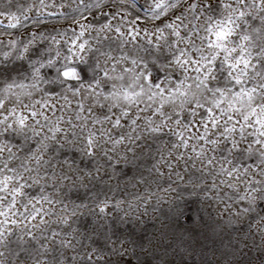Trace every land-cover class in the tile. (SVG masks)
<instances>
[{
    "label": "snow or ice",
    "instance_id": "obj_1",
    "mask_svg": "<svg viewBox=\"0 0 264 264\" xmlns=\"http://www.w3.org/2000/svg\"><path fill=\"white\" fill-rule=\"evenodd\" d=\"M144 193L264 211V0H0V264H141Z\"/></svg>",
    "mask_w": 264,
    "mask_h": 264
},
{
    "label": "clouds",
    "instance_id": "obj_2",
    "mask_svg": "<svg viewBox=\"0 0 264 264\" xmlns=\"http://www.w3.org/2000/svg\"><path fill=\"white\" fill-rule=\"evenodd\" d=\"M153 206L155 199L147 193L143 201L134 202L132 209L123 206L137 218L130 227H134L138 239L137 257L141 264H264L262 209L256 210L255 218L241 214L232 217L231 223L227 222L230 214L222 216L210 210L203 222L185 225V231L169 226L163 216L152 211Z\"/></svg>",
    "mask_w": 264,
    "mask_h": 264
},
{
    "label": "rangeland",
    "instance_id": "obj_3",
    "mask_svg": "<svg viewBox=\"0 0 264 264\" xmlns=\"http://www.w3.org/2000/svg\"><path fill=\"white\" fill-rule=\"evenodd\" d=\"M19 2L21 4H24V3H31L32 0H19ZM47 3H55V4H59L62 2V0H46ZM68 3L71 2V0H67ZM85 2H87V0H85ZM77 3H79V0H77ZM137 3L140 4L141 6H144L145 5V0H137ZM53 10H56V9H53ZM142 10V9H141ZM59 11H65V9H59ZM84 15H89L87 12L84 13ZM52 20V23L55 24L56 23V19L57 18H50ZM4 23H7V21H4ZM64 27H68L69 25L67 23H65L63 25ZM109 195H112L111 193H109ZM114 203V201H113ZM126 207V205H125Z\"/></svg>",
    "mask_w": 264,
    "mask_h": 264
}]
</instances>
